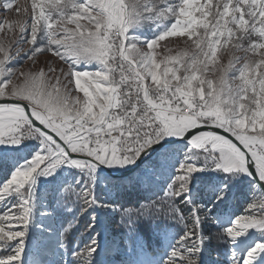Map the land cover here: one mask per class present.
Wrapping results in <instances>:
<instances>
[{
    "label": "snow or ice",
    "instance_id": "snow-or-ice-1",
    "mask_svg": "<svg viewBox=\"0 0 264 264\" xmlns=\"http://www.w3.org/2000/svg\"><path fill=\"white\" fill-rule=\"evenodd\" d=\"M0 9V264H264V0Z\"/></svg>",
    "mask_w": 264,
    "mask_h": 264
},
{
    "label": "rangeland",
    "instance_id": "rangeland-1",
    "mask_svg": "<svg viewBox=\"0 0 264 264\" xmlns=\"http://www.w3.org/2000/svg\"><path fill=\"white\" fill-rule=\"evenodd\" d=\"M14 2L22 3L23 0H14ZM13 15H14V14L11 13V12H5V11H3L2 9H0V17H11V16H13ZM41 59H43V57H41ZM241 210H242V209H241ZM112 227H113V226H112ZM116 259L119 260L120 257L117 256Z\"/></svg>",
    "mask_w": 264,
    "mask_h": 264
},
{
    "label": "trees",
    "instance_id": "trees-1",
    "mask_svg": "<svg viewBox=\"0 0 264 264\" xmlns=\"http://www.w3.org/2000/svg\"><path fill=\"white\" fill-rule=\"evenodd\" d=\"M115 228H116V225L114 224V225H113V229H115Z\"/></svg>",
    "mask_w": 264,
    "mask_h": 264
}]
</instances>
